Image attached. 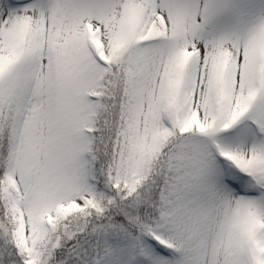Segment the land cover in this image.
Masks as SVG:
<instances>
[{
	"label": "snow or ice",
	"instance_id": "6c2138e0",
	"mask_svg": "<svg viewBox=\"0 0 264 264\" xmlns=\"http://www.w3.org/2000/svg\"><path fill=\"white\" fill-rule=\"evenodd\" d=\"M0 264H264V0H0Z\"/></svg>",
	"mask_w": 264,
	"mask_h": 264
}]
</instances>
